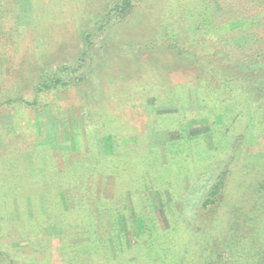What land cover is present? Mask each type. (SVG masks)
Listing matches in <instances>:
<instances>
[{
  "label": "rangeland",
  "instance_id": "1",
  "mask_svg": "<svg viewBox=\"0 0 264 264\" xmlns=\"http://www.w3.org/2000/svg\"><path fill=\"white\" fill-rule=\"evenodd\" d=\"M122 2L0 0V264H238L260 240L264 0Z\"/></svg>",
  "mask_w": 264,
  "mask_h": 264
},
{
  "label": "trees",
  "instance_id": "2",
  "mask_svg": "<svg viewBox=\"0 0 264 264\" xmlns=\"http://www.w3.org/2000/svg\"><path fill=\"white\" fill-rule=\"evenodd\" d=\"M132 6V3H131V0H123L122 4H119L118 5V9H121V10H127L129 8H131ZM64 69H67L66 67ZM49 79H45L44 81L38 83L36 86H35V90L37 92V97L36 99L33 101V102H29L28 106H33V107H36L38 105V97H39V93H42L44 91H47V90H50L53 87L55 88H59V87H62V88H67L69 85H72L73 84V81L72 80H67V81H64L61 77H59V74L58 75H53L52 77H48ZM234 79H238V78H234ZM224 83L226 84H229V83H233V82H229V80H223ZM231 81V79H230ZM236 81V80H235ZM49 82L52 84H49ZM260 83H262L264 85V81L260 80ZM232 87V86H231ZM230 87V89H231ZM262 92V88L260 89ZM263 90H264V87H263ZM232 93V92H231ZM261 97V96H260ZM16 98L12 99V100H15ZM11 100H7V104L8 103H11L10 102ZM18 102L22 103V97L19 98ZM28 103V102H26ZM245 104L246 106L250 105V107H253L255 109H257L260 113H261V116L260 114L258 113V116H260V120L262 123H264V95L263 97H261V102H256V101H249V99L245 100ZM247 110V109H246ZM253 117V116H251ZM248 118V117H247ZM227 176V172H223L222 173V176L219 178V180L217 181V183L212 187V190L209 192V196L205 199V201L203 202V204L199 207L198 206V203H195L193 201V197L189 199V201H192V205H191V202H189V206H190V213H189V216L191 217V219L195 220V219H199L200 221L198 222L196 228L199 226L200 223H203L201 220L203 219V215L201 214V208L205 209L207 208L208 204H222L224 202H221V199H223V195L220 194L221 190L223 189V187H225V177ZM201 185V182L198 184V186ZM220 194V195H219ZM195 203V206L193 205ZM264 206V203H261V208ZM230 211V212H229ZM229 211L227 210V214L229 215V217L233 218L232 216L234 215V211L233 209L230 207L229 208ZM197 212H200V215L199 213ZM232 215H231V214ZM219 218L217 219H214V225H215V228L218 229V231L220 230H224L221 228L219 222ZM209 225H205L204 224V229L202 230H197V231H202L201 233V236L202 235H205L207 236L208 234H205V231L209 230L210 228L208 227ZM228 227V225H227ZM141 231V230H140ZM147 231H144V233H141V235H145L147 236L148 235V240L150 241V243H152V240L154 239H157V237L159 236L160 237V234L158 232H156L155 229H151V228H147ZM157 231H159V229H157ZM220 233H223L220 231ZM254 235L256 236L257 239H260L259 241L256 242H253L251 245H246L244 244L243 242H239L238 245L235 247V244H231V253L233 256L236 257L237 259V263L238 264H246V263H252L251 261L252 260H256V258H248L246 255L247 254H253L252 252H257V262L256 264H264V241L262 240L264 238V222H263V225H261L260 227L256 228V230L254 229ZM139 234V235H140ZM236 239H238L237 235H236ZM160 241V240H159ZM151 245V244H150ZM249 246V247H248ZM242 247V249L240 248ZM245 253V254H243ZM244 257H243V255ZM0 255H3V253H0ZM1 257V256H0ZM15 264L13 261H11L10 263L8 262V264ZM201 264V263H200Z\"/></svg>",
  "mask_w": 264,
  "mask_h": 264
}]
</instances>
